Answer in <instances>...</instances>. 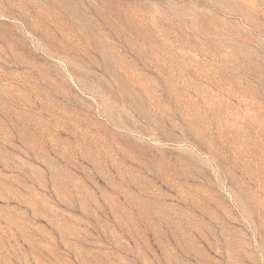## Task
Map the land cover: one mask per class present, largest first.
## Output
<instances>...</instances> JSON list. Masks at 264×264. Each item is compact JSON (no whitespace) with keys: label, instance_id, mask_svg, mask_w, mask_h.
Segmentation results:
<instances>
[{"label":"rangeland","instance_id":"obj_1","mask_svg":"<svg viewBox=\"0 0 264 264\" xmlns=\"http://www.w3.org/2000/svg\"><path fill=\"white\" fill-rule=\"evenodd\" d=\"M0 264H264V0H0Z\"/></svg>","mask_w":264,"mask_h":264}]
</instances>
